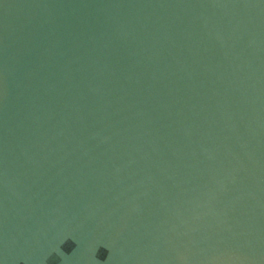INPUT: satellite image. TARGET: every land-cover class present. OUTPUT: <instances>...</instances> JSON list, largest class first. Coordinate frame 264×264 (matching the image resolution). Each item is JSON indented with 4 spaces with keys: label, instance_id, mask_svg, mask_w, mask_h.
Masks as SVG:
<instances>
[{
    "label": "water",
    "instance_id": "water-1",
    "mask_svg": "<svg viewBox=\"0 0 264 264\" xmlns=\"http://www.w3.org/2000/svg\"><path fill=\"white\" fill-rule=\"evenodd\" d=\"M0 264H264V0H0Z\"/></svg>",
    "mask_w": 264,
    "mask_h": 264
}]
</instances>
